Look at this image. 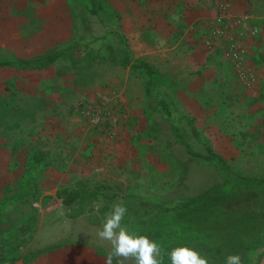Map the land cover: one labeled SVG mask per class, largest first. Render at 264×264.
Masks as SVG:
<instances>
[{"label":"rangeland","instance_id":"rangeland-1","mask_svg":"<svg viewBox=\"0 0 264 264\" xmlns=\"http://www.w3.org/2000/svg\"><path fill=\"white\" fill-rule=\"evenodd\" d=\"M34 14L30 0H0V60H33L51 48L48 42L53 38L46 31L38 33L40 23L31 21ZM111 45L117 49L110 38L59 47L64 54L51 65L50 74L45 69L0 68V199L7 208L9 200L17 203L9 217L17 223L16 229L8 227L14 226L12 222L0 221V264L70 245L87 251L97 264H105L112 248L110 242L98 238L97 231L114 203L127 208L121 224L129 234L153 240L162 221L171 218L166 205L172 208L224 183L207 150L212 149V141L207 135L206 141L201 138L204 128L191 126L178 108L172 112L167 104L162 111L166 109L169 115L150 108L148 115L140 117L126 109L127 116L116 120L111 129L93 127L80 135L71 128L82 123L79 116L91 104L84 94L94 88L89 86L94 81L92 68L97 65V81L109 74L101 65L111 57L106 52ZM143 71L155 93L165 92L154 85L152 69L151 73ZM150 104L162 107L154 100ZM83 145L85 152L71 149ZM98 146L103 154L96 156ZM73 154L77 165L70 166ZM35 155L41 160L34 162ZM60 156L65 157L60 160L64 165H52ZM102 158L107 161L103 170L94 165ZM100 185L105 190L95 192ZM72 188L82 196L65 205ZM11 191L17 199L8 197ZM54 244L56 248H48ZM176 247L199 252L208 264H225L230 254L239 255L241 264H254L260 254L231 246L209 253L190 244L170 247L165 253ZM112 264H118L116 258ZM164 264H171L167 255Z\"/></svg>","mask_w":264,"mask_h":264},{"label":"crops","instance_id":"crops-1","mask_svg":"<svg viewBox=\"0 0 264 264\" xmlns=\"http://www.w3.org/2000/svg\"><path fill=\"white\" fill-rule=\"evenodd\" d=\"M30 4L35 13L31 21L40 23L38 33L46 31L53 38L46 53L100 39L116 42L117 49L111 45L106 50L111 57L101 65L109 71L104 81H97V65L92 68L94 81L89 86L94 88L84 94L91 103L87 110L105 102L114 126L127 116L126 109L143 117L150 108L162 111L165 104L172 112L178 108L191 126L204 128L201 138L206 141L208 136L212 149L235 173L264 179V0H30ZM223 6L236 16L249 18L244 27L221 36L216 33V23ZM230 35L243 50L242 64L228 56ZM114 50L126 54L132 65L115 64ZM135 63L152 69L154 85L165 92L148 91L146 69H134ZM45 70L50 74L51 66ZM152 100L162 107H151ZM79 117L82 123L71 128L87 134L93 126L84 116ZM71 149L85 152L84 145ZM101 149L94 148L96 156L103 154ZM57 158L52 165L63 166L60 160L65 157ZM76 159L73 154L70 166L77 165ZM105 162L102 158L94 165L102 168ZM8 197L17 199L18 195L11 191ZM13 204L16 200H9L7 208L0 199V221L12 222L14 226L8 227L16 229L17 223L9 219ZM85 252L70 245L28 259L10 258L8 264H97Z\"/></svg>","mask_w":264,"mask_h":264},{"label":"trees","instance_id":"trees-1","mask_svg":"<svg viewBox=\"0 0 264 264\" xmlns=\"http://www.w3.org/2000/svg\"><path fill=\"white\" fill-rule=\"evenodd\" d=\"M87 24L82 20L84 30L87 29ZM63 50L56 48L55 51L33 60H0V68L43 70L56 63L64 54ZM112 58L115 64L132 65L126 54L123 55L115 50ZM133 67L145 68L148 72H152L143 63H135ZM149 90L151 87H148ZM186 146L192 154L191 147ZM207 150L210 159L215 160V169L224 183L203 195L177 203L172 208L166 205L168 209L166 212H171V218L168 220L166 217V220L162 221L159 231L154 233L153 241L158 243L164 252L170 247L188 244L197 245L209 253H219L227 246L260 251L259 258L254 263L260 264V260L264 257V179L240 176L221 156L213 153L211 147ZM193 155L199 156L197 153ZM32 160L40 161L41 156L35 155ZM103 190H105L103 185L95 188L97 193ZM81 196L77 190L69 191L66 193L64 204L69 205ZM56 247L57 244L48 246V248Z\"/></svg>","mask_w":264,"mask_h":264},{"label":"clouds","instance_id":"clouds-1","mask_svg":"<svg viewBox=\"0 0 264 264\" xmlns=\"http://www.w3.org/2000/svg\"><path fill=\"white\" fill-rule=\"evenodd\" d=\"M126 212L127 208L121 202L114 203L97 231L98 238L110 242L112 248L105 264H112L114 257L118 264H124L126 260H133L134 264H164L165 255L171 264H208L206 257L191 248L176 247L165 253L158 243L148 237L129 234L121 224ZM225 264H241V258L239 255H227Z\"/></svg>","mask_w":264,"mask_h":264},{"label":"built area","instance_id":"built-area-1","mask_svg":"<svg viewBox=\"0 0 264 264\" xmlns=\"http://www.w3.org/2000/svg\"><path fill=\"white\" fill-rule=\"evenodd\" d=\"M248 16H236L229 8L221 7L220 14L216 23V33L221 36L231 34L234 28L244 27V24L248 21ZM253 33H257V29H253ZM228 56L232 59L233 62L237 64H242L243 62V50L239 47L238 43L235 42L231 35L229 37L228 45ZM105 102L96 107L93 110H85L83 112L84 119L89 122L94 128L99 127L105 129L109 126L111 129L112 126L110 119L108 118L109 111L105 106Z\"/></svg>","mask_w":264,"mask_h":264}]
</instances>
